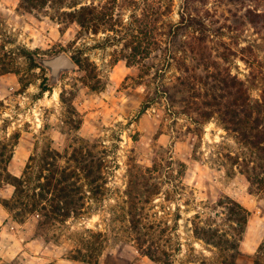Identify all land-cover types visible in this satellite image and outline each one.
Returning <instances> with one entry per match:
<instances>
[{"label": "rangeland", "instance_id": "1", "mask_svg": "<svg viewBox=\"0 0 264 264\" xmlns=\"http://www.w3.org/2000/svg\"><path fill=\"white\" fill-rule=\"evenodd\" d=\"M183 2L62 0L30 12L19 7L20 0H0V72L10 70L0 75V138L19 133L8 170L21 176L31 156L39 158L50 149L57 150L65 164L76 147L90 144L92 153L104 158L107 178L104 193L85 200V214L47 228L44 236L36 214L19 222L2 205L14 191L4 184L0 264H164L136 247L124 193L129 168L151 166L159 146L165 148L166 158L185 166L184 176L178 178L184 196L167 200L161 193L151 204L173 227L172 241H161L172 251L171 264L220 261L215 248L195 238L190 220L196 210L210 205L212 214L225 217L224 208L217 206L224 196L250 212L234 264H264V194L250 191L236 163L249 148L225 129L218 115L202 120L179 104L171 106L161 91L180 75L172 59L180 55L200 66L197 73L204 77V65L217 63L259 99L264 90V29L244 22L242 16L247 9H264V1L189 0L190 11L206 23L199 54L192 57V45L185 41L198 33L181 29L172 36V45L166 35V24L180 20ZM76 6L94 8L97 19L83 27L74 18L58 19L61 10ZM248 46L253 53L241 51ZM60 53L76 67L54 79L40 59ZM249 54L261 60L244 61ZM169 188L171 181L162 192ZM88 230L102 234L96 262L72 257L79 236L88 235Z\"/></svg>", "mask_w": 264, "mask_h": 264}, {"label": "trees", "instance_id": "2", "mask_svg": "<svg viewBox=\"0 0 264 264\" xmlns=\"http://www.w3.org/2000/svg\"><path fill=\"white\" fill-rule=\"evenodd\" d=\"M49 2L62 3V0H20L19 7L31 12L44 8ZM188 2L189 0L183 2L180 20L177 23L166 24L168 28L166 35L170 36L168 44L172 45L174 44L172 36L177 35L181 29L191 28L198 33L197 37L193 36L192 39L185 41L187 45H192L188 50L192 57L199 54L204 41L202 35L206 23L200 16L190 11ZM85 10H88L87 13ZM95 14L94 8L76 6L71 11L61 10L58 19L74 18V21L83 27L86 22L91 23L97 19ZM102 18L105 20L107 16L104 15ZM242 19L255 28L264 29V9H247ZM108 20L111 23L110 27L113 28L112 19ZM194 43L198 46L196 47ZM251 49L249 46L242 47L241 51L253 53ZM172 59L179 65L180 75L175 81L164 85V89L161 90L164 98L171 106L179 104L186 112L196 113L202 120L218 115L225 129L233 132L237 140L249 148L250 153L236 163L240 172L246 176L250 191L264 194V90L259 99H253L243 80L219 67L215 62L214 67L204 65L207 71L204 77L197 73L200 66L194 62L189 63L180 55L172 56ZM243 59L261 60L256 56L252 57L251 54ZM211 67L214 71L209 69ZM250 67L254 70L256 66L252 63ZM8 71H10L8 68H3L0 75ZM144 107L145 109L148 107V102ZM18 140L17 132L0 138V188L7 183L14 187L11 198L4 199L1 203L15 220L23 222L30 215L36 214L37 228L44 236L47 228L85 214L88 210L85 200L88 197L98 198L104 193L107 183L103 170L105 161L104 158L92 153L94 145L76 147L65 164L61 163L62 156L57 150H45L39 158L31 156L23 174L17 176L8 170V163L13 157ZM164 149L162 146L154 149L155 158L151 166L133 164L129 168L124 193L129 233L136 247L152 260L171 264L172 251L161 241L164 239L168 244L172 241L173 227L151 208V204L161 193L167 200L171 197L184 196L185 188L178 178L184 176L185 166L181 162L173 161L171 157L166 158ZM170 181L172 188L162 192L165 184ZM217 206L224 208L225 212L222 214L225 213V217L212 214L209 210H212L213 206H206L203 210L195 211L190 220L192 230L195 238L217 250L220 257L217 264H234L250 212L227 196L219 198ZM168 213L167 211L166 214ZM101 236L100 231L93 230H88V235L79 236V246L72 257L96 262L102 250ZM196 264L211 263L199 260Z\"/></svg>", "mask_w": 264, "mask_h": 264}, {"label": "water", "instance_id": "3", "mask_svg": "<svg viewBox=\"0 0 264 264\" xmlns=\"http://www.w3.org/2000/svg\"><path fill=\"white\" fill-rule=\"evenodd\" d=\"M40 62L51 71L54 79H57L62 71L73 70L76 67L75 62L66 53H60L51 58L40 59Z\"/></svg>", "mask_w": 264, "mask_h": 264}]
</instances>
